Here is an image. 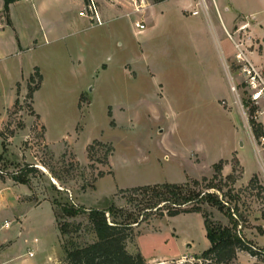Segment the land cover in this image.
Returning <instances> with one entry per match:
<instances>
[{
  "label": "rangeland",
  "instance_id": "obj_1",
  "mask_svg": "<svg viewBox=\"0 0 264 264\" xmlns=\"http://www.w3.org/2000/svg\"><path fill=\"white\" fill-rule=\"evenodd\" d=\"M15 1L16 27L20 25V34L29 38L38 20L29 2ZM94 1L103 25L78 17L86 0H73L66 15L55 9L49 17L56 29L54 41L38 33V48L20 61L8 60V75L0 64V110L13 98L0 120L5 146L0 211L25 215L31 232L45 230L53 246L51 257L59 258L63 248H81L97 240L87 215L66 217L63 206L82 212L113 205L121 210L120 216L132 213L141 219L124 190L196 180L198 191H206L209 184L217 190L207 192L221 200V209L203 204L202 211L222 226H231L232 214L238 236L258 251L255 257L238 251L229 264H264V154L256 155L250 141L252 135L257 139L263 125L261 118L255 121L251 108V133L246 132L226 79L229 71L244 99L227 32L242 42L246 35L239 31L241 22L254 17L262 45L255 50L264 61V0H225L230 8L226 15H233V9L244 14L234 16L230 28L213 22L214 12L223 13L219 0L216 9L207 2L209 23L202 13L189 12L183 19L169 5L168 14L147 33L153 12L174 0ZM0 20L8 21L6 15ZM136 22L143 28H135ZM219 47L224 55L230 54L224 64L226 77ZM32 65L38 66L41 83L36 73L29 82ZM122 69L136 79L129 81ZM14 78L20 83L11 88ZM37 85L39 90L28 97V88ZM213 165L221 168L217 176ZM30 167L27 185L12 180L13 174ZM5 220L10 222L9 232L20 222L18 217L0 218ZM11 244H1L0 252ZM208 246L202 215L190 213L151 216L135 224L125 250L140 254L145 264H208L200 258Z\"/></svg>",
  "mask_w": 264,
  "mask_h": 264
},
{
  "label": "trees",
  "instance_id": "obj_2",
  "mask_svg": "<svg viewBox=\"0 0 264 264\" xmlns=\"http://www.w3.org/2000/svg\"><path fill=\"white\" fill-rule=\"evenodd\" d=\"M3 2V15L7 16L8 6L15 0H3ZM35 73L41 83L42 78L38 68H34L29 82L33 81ZM38 90L39 85L35 88H28V97L31 98L32 94ZM259 134L257 133V136ZM0 137L2 138L1 133ZM2 149L4 152V140ZM3 152L0 154V160H2ZM31 169L32 167L26 168L20 173L13 174L12 180L17 184L27 185V177L33 171ZM213 170L217 176L221 168L213 165ZM199 186L200 183L193 180L184 184L162 183L124 190L123 192L128 194V201L135 202L136 207L139 208L141 219L132 213L120 216L121 210H116L113 205L105 209L96 208L82 212L63 206L62 213L69 218L85 213L97 239L96 242L81 248L72 250L63 248L65 261L67 264H145L140 254L132 255L125 250V243L132 238L133 226L141 221H147L151 216L176 217L180 214L190 213L202 215L209 246L202 252L200 258L208 264H229L236 259L238 251H244L251 257L257 256L258 251L253 248L250 242L238 236L237 222L232 220V214L229 216L231 226H222L202 211L201 205L203 204L221 209V200H218L214 193L207 192V190H217V188L208 184L206 191H198ZM60 233L65 234V229L60 228Z\"/></svg>",
  "mask_w": 264,
  "mask_h": 264
},
{
  "label": "crops",
  "instance_id": "obj_3",
  "mask_svg": "<svg viewBox=\"0 0 264 264\" xmlns=\"http://www.w3.org/2000/svg\"><path fill=\"white\" fill-rule=\"evenodd\" d=\"M27 2H29L30 8H31V13L34 17L37 18L38 22L37 25L34 27L35 31L33 33V36L27 38L26 35L22 36V34H20V30H22V28L16 27V21H14L13 18V7L16 4L17 1H15L14 3L10 4L8 6V14H7V23L6 22H1L0 20V64L3 65V71L8 75L9 74V66H8V60L10 59H16L20 61L21 57L26 53V52H31V51H35L38 48V41H37V35L39 33L40 36L47 38L48 35L53 37V40H55V33H56V29H55V25L53 23V21L49 20V17L51 16V13L53 11H55V9H58L61 11L60 14H62V16L66 13V8L69 5L71 7V5L74 4L73 0H25ZM220 1V5L223 8V13H221L218 9V12L216 11V13L214 12V15L212 16L213 22H219L222 26L227 27L226 23H228V28H230L232 21H233V17L237 16H241L244 14L241 13H236V11L233 9V15H226V12L228 13L230 8L227 7V2L225 0H219ZM195 0H174L172 2H167L166 4H161L160 9H157L156 12H153L152 17L149 20V23L147 25V29L146 32L148 30H150L151 28L154 27V24L158 21V19L161 16H166V14H168L167 8L166 6L172 5V7L177 11L178 15H181V17L183 19H188V14L189 12H191L192 10H195ZM210 3V0L207 1ZM214 5L211 7H216L217 3L215 0H213ZM3 8H4V2L3 0H0V15H3ZM209 10V9H208ZM188 13H187V12ZM159 12V13H157ZM26 14V13H25ZM208 14V12H207ZM78 15V12H77ZM79 17V16H78ZM247 17H245L246 19ZM211 17L210 14L209 15H205L203 14V21L206 23L211 22L210 21ZM247 20V19H246ZM255 18L252 17L251 18V22H249L247 20V22H241V26L245 27V30L243 31V33L246 35V44H253L254 47H257V45L261 46V41L260 38L258 37L256 30H255V24L252 23V21H254ZM212 22V23H213ZM216 25V24H214ZM88 26L90 27L89 23H87V28ZM217 26V25H216ZM19 29V32H18ZM34 30V29H33ZM133 32L135 33L136 30L132 29ZM57 39V38H56ZM49 42V41H47ZM46 43V41H45ZM219 54L222 56L220 59V66L224 72V75L226 77L225 71H224V64L226 62V57H229V53L227 55H224L225 53L222 51L221 47H219ZM263 50V49H262ZM261 56V55H260ZM260 56L259 54H257L255 48L252 51V53L249 55L250 59L255 60L257 62H259L260 60ZM18 61V63H19ZM127 63H134L135 61L133 60H128L125 61ZM124 62V63H125ZM123 63V64H124ZM17 67L19 66L18 64H15ZM104 65L106 67H104ZM32 68L34 70V68H38L37 65H32ZM122 68V66H121ZM39 69V68H38ZM101 69L102 70H106L107 69V65L106 64H101ZM220 69V68H219ZM32 70V71H33ZM125 76L128 78L129 81H133L135 80L133 75L130 73H128L127 71H125L124 69H122ZM40 72V71H39ZM136 72V70H135ZM32 73V72H31ZM31 73L29 74V76L31 75ZM41 74V73H40ZM42 76V74H41ZM154 76V74H153ZM152 76V77H153ZM151 77V78H152ZM227 79V78H226ZM23 80V77H22ZM21 80V82H22ZM42 80H43V76H42ZM228 82V80H227ZM20 83L19 81H17V79H12L11 83H10V87L14 88V86ZM158 85V84H157ZM10 88V89H11ZM13 102V98L12 101L9 103V105L2 107V109L0 110V120L2 118V116L4 115V113L6 112V110H8L10 108V106L12 105ZM1 143L3 142L2 138L0 137ZM252 146V145H251ZM243 147V144L239 145V148ZM253 148V147H252ZM254 150V149H253ZM3 152V151H2ZM1 152V153H2ZM0 153V154H1ZM236 155V158L238 159V161L241 164V160L240 158H238V152L235 150L232 152V154ZM256 154V152H255ZM258 155V154H256ZM243 167V166H242ZM20 213H18L17 211L11 212L9 210H1L0 211V218L1 219H14L16 217L19 218L20 222L18 223V226L16 228H14L12 231H6L4 236L1 237L0 239V245L3 243H7L8 241H12V244L10 246H8L6 248L5 251H1L0 252V263H9V264H67L65 260H63L64 257V253L62 252V255L57 258V257H51L52 251H53V246H51L49 239H47L48 235L46 233L45 230H38V231H34L31 232L28 229H26L27 227H25V215H18ZM8 216V217H7ZM10 217V218H9ZM56 230V229H55ZM57 231V230H56ZM34 238L38 239V243L34 244L32 241ZM32 250L34 252V257L33 258H28L26 255V251L27 250ZM59 249L60 246H59ZM65 262V263H63Z\"/></svg>",
  "mask_w": 264,
  "mask_h": 264
},
{
  "label": "built area",
  "instance_id": "obj_4",
  "mask_svg": "<svg viewBox=\"0 0 264 264\" xmlns=\"http://www.w3.org/2000/svg\"><path fill=\"white\" fill-rule=\"evenodd\" d=\"M214 5L213 0H210ZM195 10H192L190 14L192 16H197L200 13L207 14L208 4L206 0H196ZM78 16L88 19L90 22H93L97 26L103 25L101 16L98 12V8L94 0H86L85 6L78 11ZM1 26V25H0ZM135 28L142 29L143 26L136 22L134 24ZM245 27L241 26L239 31H244ZM227 36L233 42V47L235 49L234 54V63H235V72L238 76L239 88L244 99L240 96L238 92L237 85L235 84L234 78L227 71V80L229 84L230 92L234 97V103L237 105V108L241 114V117L244 121L246 132H250V127L248 124V110L253 108L254 119L258 121V118H261L262 132L257 137V139L252 135L251 136V145L259 156L264 154V61L256 62L250 59L249 55L252 51H249L248 48H255L253 44H246V36L242 42L234 41L232 35L227 32ZM254 50V49H253ZM249 135V134H248ZM250 136V135H249ZM250 138V137H249ZM1 197V191H0ZM10 228V222L1 221L0 222V238L8 231ZM34 244L38 243V239L34 238L32 241ZM26 255L28 258L34 257V252L32 250H27ZM0 264H9V263H0Z\"/></svg>",
  "mask_w": 264,
  "mask_h": 264
}]
</instances>
